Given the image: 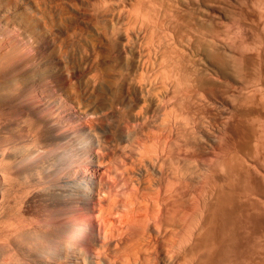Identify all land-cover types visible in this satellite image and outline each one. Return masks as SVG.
Returning <instances> with one entry per match:
<instances>
[{"label": "rangeland", "instance_id": "rangeland-1", "mask_svg": "<svg viewBox=\"0 0 264 264\" xmlns=\"http://www.w3.org/2000/svg\"><path fill=\"white\" fill-rule=\"evenodd\" d=\"M263 15L0 0V264H264Z\"/></svg>", "mask_w": 264, "mask_h": 264}, {"label": "bare ground", "instance_id": "bare-ground-1", "mask_svg": "<svg viewBox=\"0 0 264 264\" xmlns=\"http://www.w3.org/2000/svg\"><path fill=\"white\" fill-rule=\"evenodd\" d=\"M262 15V14H261ZM264 16V15H263ZM262 18V17H261ZM257 22V21H256ZM256 24V23H255ZM264 25V24H263ZM256 27V26H255ZM156 29V28H155ZM261 30V29H260ZM263 49V48H262ZM168 52V51H167ZM256 52H257V50H256ZM256 52H255V54H256ZM259 52V51H258ZM258 54V53H257ZM166 55V54H165ZM174 55V54H173ZM257 56V55H256ZM253 58H254V56H253ZM252 57H251V59H253ZM257 58V57H256ZM171 59V58H170ZM178 59V58H177ZM254 61V60H253ZM170 62V61H169ZM173 64V63H172ZM173 67V66H172ZM177 68H179V66L177 67ZM181 70V69H180ZM178 72V71H177ZM181 82V81H180ZM183 84V83H182ZM178 85H179V83H178ZM188 88V87H187ZM182 90V89H181ZM181 93V92H180ZM183 93H184V91H183ZM182 93V94H183ZM180 96H181V94H179ZM181 98V97H180ZM185 104V103H184ZM188 104V103H187ZM194 104V103H193ZM186 105V104H185ZM190 107V106H189ZM188 108V107H187ZM196 108H198V107H196ZM194 109L195 108H193V111L192 112H195L194 111ZM190 110H191V108H190ZM189 110V111H190ZM175 112V111H174ZM176 113V112H175ZM174 113V114H175ZM188 113V112H187ZM185 114V113H184ZM190 115V114H189ZM195 116V115H194ZM178 118V117H177ZM184 118V117H183ZM197 119V118H196ZM16 120V119H15ZM33 121V120H32ZM186 121V120H185ZM189 121V120H188ZM10 122V121H9ZM187 122V121H186ZM12 123V122H11ZM190 123V122H189ZM200 123V122H199ZM30 134V133H29ZM3 137V136H2ZM11 137V136H10ZM4 141H5V139H3ZM19 140V139H18ZM11 140H9V142H10ZM19 143V142H18ZM18 146V145H17ZM25 146V145H24ZM17 148L18 147H14V152H16L15 154H18V153H20V151H18L17 150ZM3 149H5V148H3ZM21 149V148H20ZM27 151H28V149H26ZM4 151V150H3ZM26 151V152H27ZM10 152V151H9ZM25 152V151H24ZM25 152V153H26ZM34 153V152H33ZM30 154H32V153H30ZM24 155V154H23ZM33 155V154H32ZM8 156H9V154L7 155V152L5 151V152H3V154H2V158L0 159V202H1V204L2 203H6L7 204V206H9V208H10V205H8V202H9V198H10V196L12 195V188L13 187H11V184H9V183H12V182H9L8 183V174H12L13 172H16V170L18 171L19 169H16V165H15V161L13 160V159H10V158H8ZM70 156V155H69ZM66 157V156H65ZM53 158V157H52ZM68 158V157H67ZM18 159V158H17ZM50 159V158H49ZM52 162V161H51ZM18 163V162H17ZM23 163V162H22ZM21 165V164H20ZM23 166H25V165H23ZM30 167V166H29ZM45 168V167H44ZM25 169V168H24ZM20 173V172H19ZM45 174V173H44ZM31 175H32V173H31ZM10 176V175H9ZM12 176L13 175H11V177L10 178H12ZM19 176V175H18ZM9 178V179H10ZM22 178V177H21ZM36 178V177H35ZM89 179H90V177H88ZM13 179V178H12ZM26 179V178H25ZM33 179V178H32ZM34 180V179H33ZM82 180H85V179H82ZM15 181H17V180H15ZM91 182V181H90ZM22 183V182H21ZM79 183V182H78ZM82 183V182H81ZM84 183V182H83ZM15 184V183H14ZM75 185V184H74ZM79 185H80V183H79ZM76 186V185H75ZM87 186V185H86ZM48 187V186H47ZM50 188V187H49ZM32 191V190H31ZM72 191V190H71ZM91 191V190H90ZM53 193V192H52ZM83 193V192H82ZM14 194V193H13ZM17 194V193H16ZM61 194V193H60ZM59 194V195H60ZM71 194V193H70ZM47 195V194H46ZM78 195V194H77ZM84 195V194H83ZM14 196V195H13ZM77 197V196H76ZM13 201V200H12ZM75 201V200H74ZM12 203V202H11ZM14 203V202H13ZM0 204V205H1ZM5 204V205H6ZM4 205V204H3ZM4 205V206H5ZM50 206V205H49ZM1 208V207H0ZM232 208V207H231ZM4 209V208H3ZM7 209V211L9 210L8 208H6ZM222 210V209H221ZM232 209H230V211H231ZM234 210V209H233ZM232 210V211H233ZM2 212H3V210H1ZM4 211L6 212V210L4 209ZM225 211V210H224ZM224 211L222 212V214L221 215H223V213H224ZM229 211V210H228ZM5 212H3V213H5ZM225 212H227V211H225ZM7 213V212H6ZM232 213V212H231ZM230 213V214H231ZM1 214V213H0ZM227 214V213H226ZM237 214V213H236ZM6 215V214H5ZM3 216V215H2ZM230 216V215H229ZM220 217V216H219ZM225 217V216H224ZM223 217V218H224ZM234 217V216H233ZM222 218V219H223ZM230 218H232L231 216H230ZM229 218V219H230ZM3 219V218H2ZM225 219H226V217H225ZM5 220V219H4ZM220 220V219H219ZM233 220V219H232ZM224 221V220H223ZM237 221V220H236ZM81 222V221H80ZM220 222H221V220H220ZM226 222V221H225ZM230 222V221H229ZM250 222H252V221H250ZM222 223V222H221ZM227 223V222H226ZM233 223H235V222H233ZM232 223V224H233ZM242 223V222H241ZM77 224V223H76ZM224 224V223H223ZM231 224V225H232ZM83 225V224H82ZM221 225V224H220ZM243 225H244V223H243ZM247 225H248V223H247ZM69 226V225H68ZM224 226H225V224H224ZM229 226V225H228ZM70 227H71V225H70ZM85 228V227H84ZM71 237L73 238H71L70 239V237H69V235H68V232H67V235H68V238L70 239V240H72L71 241V243L73 242L74 243V241H76V240H78V239H82V238H80L81 237V227H78V226H76V225H72V227H71ZM245 229H247V228H245ZM85 230H87L86 228H85ZM88 231V230H87ZM82 232H83V229H82ZM85 232V231H84ZM246 232V231H245ZM65 233H66V231H65ZM70 233V232H69ZM36 234V233H35ZM82 234H84V233H82ZM50 235V234H49ZM61 235V234H60ZM66 235V236H67ZM57 236V235H56ZM63 236V235H62ZM62 236H60L61 238L60 239H62ZM84 236V235H83ZM85 236H86V232H85ZM33 237V236H32ZM48 237V236H47ZM51 237H53V236H51ZM232 237V236H231ZM55 239H53L52 241V247H50L51 249H56V248H60V246H61V243H62V241L59 239V237L57 236V238L56 237H54ZM233 239V238H232ZM47 240V239H46ZM74 240V241H73ZM83 240V239H82ZM244 240H245V238H244ZM65 241V240H64ZM49 242V241H48ZM68 242V241H67ZM76 242H79V241H76ZM81 242V241H80ZM79 242V243H80ZM64 243V242H63ZM71 243H69V245L71 244ZM68 244V243H67ZM240 244H241V242H240ZM243 244V243H242ZM73 245V244H72ZM72 245H70V246H67L68 247V249H70V248H72V247H74V246H72ZM75 245V244H74ZM244 245V244H243ZM242 245V246H243ZM63 246H64V244H63ZM77 246V245H76ZM62 247V246H61ZM70 247V248H69ZM238 247H240V246H238ZM65 248V247H64ZM236 248H237V246L235 247V250H236ZM62 249V248H61ZM74 249V248H73ZM231 249V248H230ZM243 249V248H242ZM57 250V249H56ZM229 251V250H228ZM238 251H239V249H238ZM237 251V252H238ZM230 252H231V250H230ZM234 252V251H233ZM52 253V252H51ZM52 255V254H51ZM238 255V254H237ZM242 255V254H241ZM49 256V255H48ZM237 257H239V256H237ZM49 258V257H48ZM52 260V259H51ZM47 263V262H46ZM50 264V263H49Z\"/></svg>", "mask_w": 264, "mask_h": 264}]
</instances>
